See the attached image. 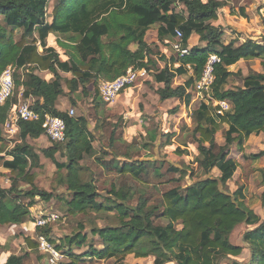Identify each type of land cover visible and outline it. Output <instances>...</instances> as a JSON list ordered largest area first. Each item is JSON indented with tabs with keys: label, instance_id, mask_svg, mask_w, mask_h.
<instances>
[{
	"label": "trees",
	"instance_id": "1",
	"mask_svg": "<svg viewBox=\"0 0 264 264\" xmlns=\"http://www.w3.org/2000/svg\"><path fill=\"white\" fill-rule=\"evenodd\" d=\"M48 1L0 0V74L8 66L14 67L16 90L0 105V165L15 172L31 186V190L22 193L29 199L28 203L20 200L16 179L10 181L9 188L0 187V225L30 221L29 208L34 198H51L50 193L34 185L29 171L40 166V156L28 143V139L44 135L43 118L50 114L64 120V139L53 141L55 143L43 148L41 153L53 162L59 184L71 193L70 211L84 216L90 212L106 215L115 211L118 217L117 226L99 228L95 225L91 229L103 246L101 249L92 248L82 254L83 257L113 259L112 264H124L127 255L152 257V264H218L221 258L241 254L242 247L232 244L230 235L237 225L244 223L250 226L243 233L242 242L249 245L251 264H264V219L244 203L242 187L232 193L225 190L226 183L239 168L238 161L234 159L237 153L243 160L264 157V151L245 154L243 148L250 135L264 133V34L262 43L252 40L239 45H235L233 40L223 43L222 27L213 25L212 21L217 19L218 10L231 0H54L50 12ZM179 5L182 8L178 10ZM154 24L158 25L159 42L164 39L174 41L178 29L182 33L183 47L189 46L192 36H196L198 42H204L205 46L194 44L188 47L187 56L175 55L176 59H170L171 67L165 65L159 69L151 56L158 54L162 60L165 56L159 54L157 46L144 40L146 31ZM17 32L20 34L18 39L15 38ZM49 34L65 36L75 43L68 46L56 40L59 46L69 48L65 52L66 60L59 58L55 48L47 46ZM131 45L136 46L134 50ZM210 53L219 58L214 67L210 102L228 100L230 109L218 113L211 104L197 101L191 115L194 123L192 136L199 156L197 161L206 177L185 187L173 186L162 195L161 209L149 206L147 198L141 195L137 203L131 205V186L116 188L112 185L107 202H99L95 184L82 179L81 162L93 154L94 137L84 115L71 116L67 111L56 108L58 97L65 93L63 88L68 90V95L79 89L85 94L88 83L97 87L100 80H112L130 67L144 68L153 71L156 82L163 83V87L156 90L160 100L174 97L188 105L193 95L191 87ZM251 59L259 60L262 72L249 73L244 77L240 73L241 82L226 88L229 79L237 73L230 71L229 67L239 60ZM174 61L179 64L173 68ZM187 65L192 69V76L183 84L171 87L176 76L187 72ZM41 70L50 72L52 78L47 81L40 77L36 71ZM59 71L70 72L72 78L61 77ZM19 87L22 99L35 98L31 108L37 118L19 122L20 141L5 153L1 147L4 140L2 125L10 107L17 101ZM93 92V104L103 105L104 101H94L95 95L99 96L98 89L93 88ZM70 102L76 105L71 97ZM177 109L170 112L175 114ZM220 124L226 125L224 144L217 146L215 134ZM150 139L154 142L157 135L150 133ZM167 141L165 145L170 144ZM109 142L111 145L114 142L113 131ZM60 144L64 145L63 162L55 160ZM234 144L236 151L231 150ZM177 149L175 151L182 153ZM147 164L154 163L145 159L125 161L118 171L128 173L136 180L147 172ZM214 168L219 171L217 177L211 175ZM167 170L178 174L172 177V181H179L186 175L184 169L174 163H169ZM160 218L166 223L156 222ZM177 224L182 227L178 229ZM49 227L36 228V233L43 234L63 254L58 264H77L81 256L72 254V246L81 247L86 236L76 234L65 238V245H57L48 235ZM24 240L27 247L33 249V240L29 237ZM65 258L68 260L63 262ZM23 260L22 254H11L3 264H22ZM229 263L243 264L235 259Z\"/></svg>",
	"mask_w": 264,
	"mask_h": 264
},
{
	"label": "rangeland",
	"instance_id": "2",
	"mask_svg": "<svg viewBox=\"0 0 264 264\" xmlns=\"http://www.w3.org/2000/svg\"><path fill=\"white\" fill-rule=\"evenodd\" d=\"M54 0H49L47 3V9L51 8ZM242 15V14H239ZM155 26H152L147 32L146 37L153 32ZM233 35L229 32L228 36ZM262 35V34H261ZM20 34L17 32L15 38L18 39ZM66 38V37H64ZM159 59V55L157 54ZM241 67L246 69V65L250 64L249 73H256L252 69L255 68L256 62L250 61L246 63V60L241 62ZM240 68L228 81V85L234 86L236 82H241L240 80ZM234 70L236 68L234 67ZM258 73V72H257ZM149 75H152L150 73ZM145 79V78H144ZM143 78H138L136 83L143 82L145 84L149 83V80H144ZM132 85V86H133ZM96 89V85L92 86ZM21 91L19 87L17 93ZM16 90L14 91V94ZM17 94V95H18ZM87 93L85 92V95ZM84 95V94H83ZM83 99V98H82ZM94 101L102 102L99 96L95 95ZM151 104L156 106L157 102H153V99L148 100ZM102 104V103H101ZM108 104V103H107ZM173 106V103H172ZM143 105L129 106L126 110V113H129L130 118H137L138 114L143 112ZM147 110L152 111V108H147ZM172 110V109H171ZM170 109L167 110V113L164 114L163 118L160 116H154V119L147 120L145 116H141L143 122L138 121L135 123L132 122V126L127 128L125 131L122 129L126 127L127 124L120 123L117 118H110L111 114L105 116L101 114L98 122L96 123V131L98 140L94 143V152L91 156H86L81 162L83 166L82 170V179L84 181H91L95 184L96 190L98 192L97 200L99 202H107L108 190L114 185L116 188L120 186H131L133 197L130 200L131 205H135L138 201V197L141 195L147 198L149 206H157L161 209V198L162 195L170 190L173 186L185 187L198 179L205 178L203 170L198 165V152L196 150L197 143L193 139L192 129L193 122L191 118L190 121H186L184 114H180L176 119L172 116ZM193 112V111H192ZM81 113V112H80ZM78 109H73V114L71 116L78 115ZM189 114V112H188ZM90 119H95L97 114H94L92 111H87L85 113ZM152 116V115H151ZM162 118V119H161ZM92 125L89 124V127ZM226 129L225 124H220L219 129L215 134V141L217 146L218 144L224 143L223 132ZM113 131L114 142L111 145L109 142V137ZM150 133L157 135V139L152 142L150 139ZM16 137V136H15ZM18 136L16 137V139ZM124 138V140H123ZM50 145L53 142L47 138ZM15 139H5L2 141L1 147L3 151L7 153L14 147ZM168 140V141H167ZM31 147L39 153L40 156V166L38 168H33L29 172L33 175L34 185L38 189H42L51 194L49 200H42L36 196L33 200L32 206L29 208L30 211V221L33 222L34 218L40 213H55L59 217L58 219L50 224L48 235L54 239L55 244L65 245L64 239L67 237H73L76 234H81L86 236V240L81 247L72 246V254L75 256H81L77 260V264H112L113 259L104 260L94 257H83L82 254L89 252L94 249L102 248V241L99 237L94 236L91 233V229L96 225L97 227H106V226H117L118 217L115 211H109L104 215L103 213L97 215L94 212H90L87 216L82 215L78 212H71L68 202L71 199V193L68 192L65 186H62L58 182L57 170L53 162L44 157L41 153L43 149L41 145L35 144L33 142ZM170 144L165 145V142ZM253 144V145H252ZM247 146V152L259 151V148L264 144V141L254 142ZM60 150L55 153V160L58 162L65 161L64 158V145L60 144ZM251 145L254 147H251ZM11 146V147H10ZM256 146V150H255ZM178 148V151L175 149ZM250 150V151H248ZM127 156V158L125 157ZM127 159V160H126ZM147 160L153 162L154 164H147V172L140 175L139 179H132L128 173L122 174L118 171L120 165L125 161L132 162L133 160ZM240 164L239 169L234 174L233 178L226 183L225 190L229 193L234 192L238 187H242V192L245 196L244 203L247 207L253 209L261 218L264 219V157L258 159H246L243 160L241 156L238 157ZM169 163H174L180 166L185 171V176L181 177L179 181L173 180L172 177H177L178 174H172V171H168L167 168ZM212 176H219V172L216 168L211 171ZM16 179L18 190L21 192L20 200L24 203H28L29 199L27 196L22 193L31 190V186L27 184L22 178L17 177L15 172L6 171V173L0 172V187L9 188L11 185V180ZM28 222V221H26ZM158 223L165 224V219L156 220ZM82 226L83 228H79ZM176 227L180 229L182 226L177 224ZM250 226L245 225L244 223L237 225L230 235V242L232 244H237L242 247V252L236 257H227L225 259H219L218 264H230L229 262L232 259H235L243 264L252 263V255L249 248V245L242 242L243 233L248 230ZM18 231V232H17ZM13 237L9 239V235ZM12 233H15L13 235ZM1 236L7 235L8 240L13 241V248L18 254H22L24 257L22 264H30V255L31 258L37 260V264H48L47 260L43 258V255L39 253L36 248L35 239H31L34 242V247L29 253L25 252L26 237L19 230H13L11 228L6 231H1ZM16 237V239H15ZM35 238V236H34ZM25 244H22L23 242ZM21 248V249H20ZM1 250V247H0ZM68 259L65 258L63 262H66ZM153 258H135L133 255H127L124 259V264H152Z\"/></svg>",
	"mask_w": 264,
	"mask_h": 264
},
{
	"label": "crops",
	"instance_id": "3",
	"mask_svg": "<svg viewBox=\"0 0 264 264\" xmlns=\"http://www.w3.org/2000/svg\"><path fill=\"white\" fill-rule=\"evenodd\" d=\"M206 1V0H203ZM182 8L181 5L178 6V10ZM51 11V8H49L48 12ZM242 11L245 13L244 15H239L242 14ZM50 21V19H49ZM212 24L215 26L222 27L223 34H222V40L224 44H227L229 41L233 40L235 45H239L242 42L246 40H252L257 43H262V36L264 34V0H231L227 3V5L223 6L218 10L217 13V19L212 21ZM152 26H155L154 30L152 33L149 34L148 37H146L147 32L150 30ZM145 33L144 35V40L147 44H154L157 46L156 50L159 52V54H162L165 56V59H158L156 55L151 56L153 60L156 61V67L161 69L165 65L171 67V62L170 59L173 57L176 59V53L173 51L171 44L173 41L169 39H164L162 42L158 41L157 37V29L158 25L154 24L152 25ZM229 32L233 33V35L228 36ZM262 34V35H261ZM65 36L62 35H56V34H49L48 37L46 38V44L47 46H51L55 48V51L59 54V58L61 60H66L68 57L66 56L65 52L66 50L68 51L69 48H63L59 46L56 42V40H60L62 43L69 44L68 46H73L75 43L68 41V38H64ZM198 45V46H205L204 42H198V39L196 36H192V38L189 40V46L191 47L192 45ZM136 46L131 45V48L134 50ZM39 50H41V47H39ZM245 60H239L236 64L232 65L229 67L230 71L232 72H237L239 68L241 67V62ZM256 62L255 68L252 70L254 72H262V67L260 65L259 60L257 59H251V60H246L247 62ZM178 61H174L173 63V68L178 66ZM234 67L236 70H234ZM246 69L240 68V73L241 75L247 76L249 74V69H250V64L245 66ZM187 72L183 75H178L176 76L171 83V87H176L178 85H181L187 80L190 76H192V69L190 67H186ZM146 70V69H145ZM36 73L42 77L43 79L49 81L52 78V74L48 72L47 70H41V71H36ZM152 73V75H149ZM59 74L61 77L65 79H71L72 74L70 72H61L59 71ZM140 78H145L144 80L148 79L149 83L145 84L143 82L136 83L133 86H130L126 88L123 92L120 93V95L111 103H104L103 105L99 104V106H95L93 104V85L92 83L86 84V95L80 91H75L71 95H68V90L64 87V95H61L58 97L56 101V108L60 111H69L70 109H78L79 114L78 115H84L87 119L91 127H89L90 132L92 133L94 137V141L92 142L93 147L94 143L98 140L97 137V131H96V123H97V118L101 117V114L103 113L105 116L111 114V117L113 119L117 118V120L120 121L122 124H127L126 127H123L122 129L125 131L127 128H129L130 124L135 123L138 121L137 118H139V122H143L141 119V116H145L147 120L154 119L153 115L160 116L163 118L164 114L167 113V110H171L173 108H178L177 112L175 114H172V116L176 119L179 117V115L184 114L186 121L191 122V115L193 114L192 111L195 110L196 102H195V97L192 95L191 100L188 105H185L184 103L180 102L177 98H168L165 100H160L159 96L156 93V90L159 88L163 87V83H158L154 79L153 71H146V73L141 76ZM231 84H227L226 88H230ZM70 97L74 99L76 102V105H72L70 102ZM83 98V99H82ZM153 99V102H157L156 106L154 107L153 104H151L148 100ZM27 100L31 105L33 104L35 98L30 97ZM173 103V106H172ZM143 105V112L138 114L137 118H130L128 116L129 113H126V110H129V106H134L136 105L139 107V105ZM147 108H152V111L147 110ZM92 111L96 115L95 119H90L87 115H85L86 112ZM81 112V113H80ZM189 112V114H188ZM152 115V116H151ZM161 118V119H162ZM140 122V123H141ZM125 133H127L125 131ZM48 137L46 135H41L40 137L36 139H28V143L33 145V142H37L35 144L41 145L40 147L46 148L50 146V143L47 139ZM16 139V138H15ZM19 139V138H18ZM124 140V138H123ZM125 141V140H124ZM259 142V146L261 145V142L264 141V133H260L259 135H250V137L247 139V141L244 144V153L245 154H250L252 151L247 152V146L254 142ZM17 139L15 140V144L18 143ZM219 145H223L220 142H218ZM253 145V144H252ZM251 145L250 149L253 147ZM262 144L261 146H263ZM11 147V146H10ZM254 148V147H253ZM231 150L236 151V145H232ZM256 150V146H255ZM260 151H264V146L263 148H259V151H253V153H258ZM37 152V151H36ZM240 153H237V156L234 157L240 164V161L238 157L240 156ZM6 158H8L6 156ZM239 169V168H238ZM6 171H9L7 169H4L0 165V172L6 173ZM219 172V171H218ZM257 214V213H256ZM258 215V214H257ZM261 217V216H260ZM242 224V223H241ZM246 225V224H245ZM248 226V225H247ZM13 229V230H19L21 233H23L26 237H29L31 239H34V236L36 234V230L34 228V224L31 221L24 222L21 224L17 225H0V236L1 231L4 230L6 231L7 229ZM18 232V231H17ZM15 235V233H12ZM9 239H12L13 237L9 233ZM16 239V237H15ZM23 242V241H22ZM13 241L8 240V236L5 235L0 237V264H3L7 258L11 255H21L18 254L16 250H14L13 246ZM22 244H25L23 242ZM25 252L29 253L31 251L30 248L25 245ZM21 249V248H20ZM30 255V264H37L36 259H32Z\"/></svg>",
	"mask_w": 264,
	"mask_h": 264
},
{
	"label": "built area",
	"instance_id": "4",
	"mask_svg": "<svg viewBox=\"0 0 264 264\" xmlns=\"http://www.w3.org/2000/svg\"><path fill=\"white\" fill-rule=\"evenodd\" d=\"M173 51L178 57L187 56L189 48L182 46V33L180 30L175 31V39L171 44ZM219 61L216 54L210 53L202 68L201 74L195 80L191 87V92L195 97V102H205L217 108L218 113H222L230 109L228 100H213L210 102L212 94V85L214 83V67ZM189 67V65H187ZM14 67L8 66L0 74V105L5 103L14 95ZM146 73L144 68L134 69L128 68L124 74L115 77L112 80H100L97 84L99 96L105 103H111L120 95L121 91L132 86L138 78ZM69 115L73 114V109L68 111ZM37 118L31 108V104L22 99L21 91L17 95V101L14 103L7 114L2 125L3 137L5 139H15L19 134V122L30 121ZM44 135L52 141H63L65 134V122L58 116L45 114L42 122ZM16 136V137H15ZM16 140V139H15ZM15 140L13 142H15ZM17 141L20 139L17 138ZM15 144V143H14ZM55 213H40L34 218V228L43 227L52 224L58 219ZM35 242L37 250L47 260L48 264H58L63 258V254L58 251L54 244L48 240L43 234H35Z\"/></svg>",
	"mask_w": 264,
	"mask_h": 264
}]
</instances>
